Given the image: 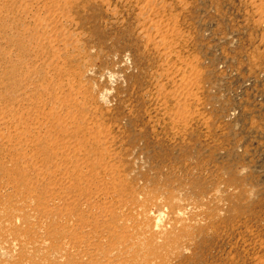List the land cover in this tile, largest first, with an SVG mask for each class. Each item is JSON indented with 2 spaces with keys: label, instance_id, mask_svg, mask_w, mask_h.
Wrapping results in <instances>:
<instances>
[{
  "label": "rangeland",
  "instance_id": "374dc122",
  "mask_svg": "<svg viewBox=\"0 0 264 264\" xmlns=\"http://www.w3.org/2000/svg\"><path fill=\"white\" fill-rule=\"evenodd\" d=\"M0 264H264V0H0Z\"/></svg>",
  "mask_w": 264,
  "mask_h": 264
},
{
  "label": "clouds",
  "instance_id": "9594fccd",
  "mask_svg": "<svg viewBox=\"0 0 264 264\" xmlns=\"http://www.w3.org/2000/svg\"><path fill=\"white\" fill-rule=\"evenodd\" d=\"M101 101L102 102H105L106 101V98L103 96V94L101 95Z\"/></svg>",
  "mask_w": 264,
  "mask_h": 264
},
{
  "label": "bare ground",
  "instance_id": "6f19581e",
  "mask_svg": "<svg viewBox=\"0 0 264 264\" xmlns=\"http://www.w3.org/2000/svg\"><path fill=\"white\" fill-rule=\"evenodd\" d=\"M149 6V5H148ZM146 8V7H145Z\"/></svg>",
  "mask_w": 264,
  "mask_h": 264
}]
</instances>
